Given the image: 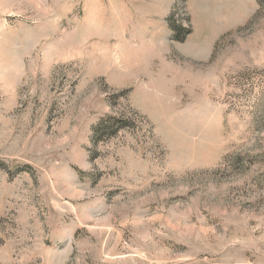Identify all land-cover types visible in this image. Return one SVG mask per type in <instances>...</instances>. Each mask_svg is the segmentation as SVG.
I'll use <instances>...</instances> for the list:
<instances>
[{
  "label": "rangeland",
  "instance_id": "obj_1",
  "mask_svg": "<svg viewBox=\"0 0 264 264\" xmlns=\"http://www.w3.org/2000/svg\"><path fill=\"white\" fill-rule=\"evenodd\" d=\"M0 264H264V0H0Z\"/></svg>",
  "mask_w": 264,
  "mask_h": 264
}]
</instances>
